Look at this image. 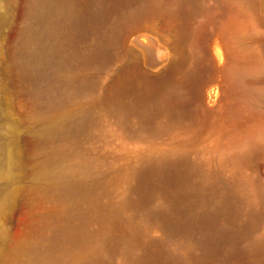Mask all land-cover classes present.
<instances>
[{"label": "rangeland", "instance_id": "1", "mask_svg": "<svg viewBox=\"0 0 264 264\" xmlns=\"http://www.w3.org/2000/svg\"><path fill=\"white\" fill-rule=\"evenodd\" d=\"M110 1L107 18L81 31L74 48L112 37L106 52L68 71L77 96L52 110L36 108L12 70L11 51L23 35L29 0H0V264H41L38 255L45 236L80 202L55 181L64 169L104 178L101 201L110 200L142 231L141 239L132 243L124 230L110 229L107 219L94 221L98 240L89 245L104 242L101 264H129L125 246L132 247V258L140 264H156L145 253L147 244L155 242L159 244L152 246L153 255L160 262L162 255L173 254L184 264H264V248L249 256L233 255L264 239V217L242 227L250 209L264 211V202L252 196L264 186V143L244 152L249 131L264 134V0H236L243 11L227 28L220 22L219 0ZM93 3L75 0L82 11ZM224 62L244 72L239 84L248 94L235 91L219 100L231 83L222 70ZM124 78L129 85L144 80L150 91L144 102L135 105L128 93L113 95L116 82ZM171 93L175 104L167 103ZM200 96L204 107L215 108L213 114H201ZM174 105L177 119L168 113ZM125 109L138 113L133 116L135 127L121 123L118 110ZM83 118L92 119L93 127L65 133ZM164 122L185 126L160 129ZM66 142L83 147L84 153L51 162L54 151ZM235 153L243 156L230 158ZM177 157L192 169L206 167L212 188L227 183L234 195L232 212L218 219L234 236L204 261L198 259L196 236L169 230L154 214L171 199L170 187H157L139 201L129 198L134 171ZM216 204L210 199L202 210L209 212ZM71 254L65 250L54 264H74Z\"/></svg>", "mask_w": 264, "mask_h": 264}, {"label": "bare ground", "instance_id": "2", "mask_svg": "<svg viewBox=\"0 0 264 264\" xmlns=\"http://www.w3.org/2000/svg\"><path fill=\"white\" fill-rule=\"evenodd\" d=\"M122 1L124 0H115L114 3L118 4ZM111 4L110 0H94L89 10L82 11L75 5V0H29V12L23 35H18V38L15 39L11 58L15 81L32 96L36 108L48 107L52 109L77 96V92L71 89L72 79L68 71L79 63L101 58L106 52L108 41L112 37L94 46L86 45L77 51L74 50L75 45H78L81 40L80 35H83L81 31L107 18ZM241 4L236 0H219L218 10L222 14L220 22L223 27L227 28L234 23L236 16L243 11ZM211 11H208L207 15H211ZM222 70L230 77L231 83L229 89H223L220 92L219 100L228 99L235 91L243 95L249 93L250 90L245 85L239 84L244 75L241 69L236 68L231 63H225ZM116 83L115 94L113 93V95L128 93L135 99V105L144 102L150 94L144 80L138 79L129 85V78H124ZM169 96L167 103L175 104L176 96L172 93ZM200 112L203 115H210L215 112V108H206L202 105L201 96ZM81 113L88 116L85 112ZM168 113L171 118L177 119L179 114L177 106ZM118 114L123 125L136 126V120L133 116L138 113L135 110H118ZM93 124L92 119L83 118L65 133L88 129L93 127ZM180 125L185 126L181 123L177 126ZM177 126H172L167 122L158 125L160 129L167 130ZM62 136L64 137L63 133ZM263 143L264 134L251 130L247 133L245 151H243H250ZM75 153L83 154V147H76L66 142L64 146L54 151L51 162L60 161ZM240 153L232 154L230 158H238L243 154ZM163 162L165 161L153 165L148 164L147 167L144 164L145 167L140 168L141 170L134 171L129 198L131 201H139L147 197L157 187H170L173 191L171 199L154 214L169 225V230L179 232L184 237L196 236L194 239L201 246L199 261L211 258V256L219 253L225 240L234 236L233 229L221 226L222 223L219 224L218 222L221 214L227 213L229 215L232 212L233 204L231 205V202L234 195L227 183L218 189L212 188L206 180L209 179L210 176L207 177V174L210 172L207 173L206 170L208 169L205 166L206 170L201 169V166L199 169H192L186 161H181V158L173 162ZM55 181L67 194L77 196L80 202L76 203L75 208L65 213L63 221L56 224L45 236L43 249L38 255L41 264H54L65 250H71V258H73L74 264H101L103 262L104 242L100 241L96 243V246L89 245L90 242L98 240L91 225L99 218L107 219V226L110 229L124 230V237L127 236L125 238L130 237L133 241L141 239L142 231L132 218L123 215L119 211V207L110 200L101 201V195L104 193V178L87 173L75 174L69 169H64L57 172ZM252 196L253 200L264 202V186L255 189ZM214 198L217 201L215 208L209 212L202 210V205L210 199L214 200ZM192 205L198 209L192 210ZM263 217L264 211L261 207L250 209L242 227L248 228ZM158 244V242L151 243V245L147 244L145 250L146 254L156 259V264H184L179 257L173 254H164L162 255V262L158 261L153 255L152 248ZM131 245L133 246V244ZM125 247L128 263L140 264L138 259L132 258V247ZM263 248L264 239L252 244L247 250H236L233 255L249 256Z\"/></svg>", "mask_w": 264, "mask_h": 264}]
</instances>
